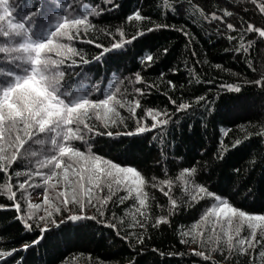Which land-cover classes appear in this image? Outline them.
<instances>
[{"label": "trees", "instance_id": "1", "mask_svg": "<svg viewBox=\"0 0 264 264\" xmlns=\"http://www.w3.org/2000/svg\"><path fill=\"white\" fill-rule=\"evenodd\" d=\"M10 2L18 6L19 0ZM81 2L93 4L101 3V0ZM114 2L119 4L117 9L105 11L92 20L97 31L90 32L88 36L97 43L110 47L114 42L113 37L99 31L101 28L115 33L117 27H123L125 40L128 41L137 27L140 31L145 26L150 27L147 21L125 20V16L134 9H139L142 15L151 17L156 23L170 26L145 32L124 47L105 54L100 63L92 62L76 69V72L88 74L91 83H103L104 87L109 88L115 85L117 98L141 100L142 108L137 110L138 115H143V109L147 107L168 109L172 114V121L168 125L139 137L97 136L91 141L92 152L121 165L135 167L146 181L142 185V191L147 194V215L150 219L146 226L143 248L135 243L130 246L127 241L116 236L115 229L108 227V220L113 212L122 216L126 223L133 222L132 217L136 215L133 205L139 206L134 193L118 207L114 202H109L104 218L97 216L96 220L60 223L64 217L56 215L54 219L57 223L51 224L44 233H40L35 225L33 231L24 230L18 221L13 220L14 209H0V250L20 247L22 243H30L33 239L39 240L38 244L15 255L17 264L21 257L22 264H206L202 258L187 254L189 248L197 246L191 242L181 244L178 228L183 230L192 226L207 207L215 205L216 201L209 197H202L197 201L190 199V188L186 187L184 178L180 175L183 167L196 166L197 172L190 179L205 185L233 206L252 214H264V90L259 86L242 83L243 79H255L259 73L264 72V41L249 33L245 35V41H253L249 51L240 54L232 51L243 34L241 18L244 22L255 20L257 25L264 24L258 7L260 0H185L184 7L179 11L171 10L177 0ZM221 9L233 13L225 20L236 24L235 30H227L219 21L203 19L206 13L213 11L218 16L222 15ZM229 35L236 39L228 41ZM115 39L119 40L118 33H115ZM74 46L83 49L88 59L99 51L94 45L81 41H75ZM245 46L248 45L245 43ZM165 48L168 49L167 53L163 52ZM146 54L154 57L149 65L141 63V57ZM246 59L251 60L257 72H252ZM215 65L221 67L216 68ZM173 68L176 69L175 72L171 71ZM161 73L164 74L163 77ZM192 73L198 79H194ZM232 73L239 75L233 76ZM135 74L141 75V82L135 81ZM67 79L66 76L65 80ZM168 80L173 81L175 88L167 86ZM144 82L158 85L159 90L152 88L146 96H138L134 89L143 88ZM226 83H239L241 91L229 92L222 89L221 86ZM165 91L177 102L181 99L192 102L195 96L201 95L206 100L199 105L193 103L191 110L176 113L175 106L163 94ZM206 108L211 110L206 111ZM119 111L127 128L123 124H117L107 130L114 133L132 130L135 121L129 118L125 109ZM92 123L101 128L100 122L94 117ZM146 123L150 124V119ZM241 128L244 129L243 132ZM235 139H241L242 145L227 147L223 152L225 158L218 159L216 154L221 151V146H230ZM71 146L85 149L78 141H73ZM33 150L38 152L37 158H42V146L33 145ZM33 167V162L22 159L13 171L27 173ZM233 169H238L239 172H233ZM153 177L157 179L154 181ZM24 178L26 175L20 177L21 180ZM15 180L13 175L11 182L15 183ZM163 180H169L170 185L162 184ZM6 181V177L0 176V185ZM35 182L39 187L26 186V196L21 190L14 189L22 206L25 199L30 202L28 194L34 189V192L44 195V185L39 179ZM58 190L59 186L49 188V194L54 197ZM165 191L178 205L170 216L168 212L171 205L169 196L164 195ZM99 194H107V187ZM125 194L121 190L117 195ZM115 199L113 197V201ZM42 200L43 197L37 202L42 203ZM7 203L10 201L0 189V204ZM76 210L73 208V211ZM36 212L44 214L42 208ZM87 215H97L96 210L88 208ZM157 216H168L169 222L152 228L150 225ZM133 231L138 232L139 229ZM169 252L185 254L168 255ZM214 258L218 264H224L218 254ZM246 262L247 258L241 257L238 264ZM8 264H13V260H9Z\"/></svg>", "mask_w": 264, "mask_h": 264}, {"label": "snow or ice", "instance_id": "2", "mask_svg": "<svg viewBox=\"0 0 264 264\" xmlns=\"http://www.w3.org/2000/svg\"><path fill=\"white\" fill-rule=\"evenodd\" d=\"M184 3L185 0H177L171 10L179 11ZM118 7L119 4L114 0H101V3L93 4L82 3L81 0H19L18 6L10 0H0V176L7 178L0 185V189L10 201L0 204V209H14L13 220L18 221L24 230L33 231L35 225L40 233H44L51 224L57 223L54 219L56 215L64 217L60 223L82 219L96 220L97 216L104 218L109 202H114L118 207L134 193V199L139 206L133 205L136 213L132 217L133 222L126 223L122 216L113 212L108 220V227L115 229L116 236L127 241L130 246L135 243L143 248L146 226L150 219L147 215V194L142 191V185L146 181L135 167L121 165L92 152L91 141L97 136L139 137L168 125L172 121V114L168 109L147 107L143 109V115H138L137 110L142 108L141 100L117 98L115 85L109 88L104 87L103 83H91L88 74L83 71L76 72V69L92 62L100 63L105 54L124 47L145 32L170 26L156 23L151 17L142 15L139 9H134L125 16V20L147 21L150 27L145 26L143 31L137 27L128 41L125 40L123 27L115 29L119 40L115 39L113 31L99 29L113 37L114 42L110 47L89 38L90 32L97 31L92 20L105 11ZM258 7L261 18L264 19V0H260ZM221 12L222 15L219 16L214 11L206 13L203 19L219 21L227 30H235L237 25L225 20L233 13L227 9H221ZM241 21L243 34L232 49L236 54L247 53L252 46L251 39L245 41L246 34H254L264 41V24L257 25L255 20L244 22L242 18ZM234 39L236 38L231 35L227 36L230 42ZM75 41L94 45L99 51L88 59L83 49L74 46ZM167 51V48L163 49L164 53ZM153 59L151 54H146L141 57V63L149 65ZM245 62L252 72H257L250 59ZM171 71L175 72L176 69ZM160 75L163 77L164 74ZM192 76L198 79L195 73ZM135 81H142L140 74H135ZM242 83L259 86L264 90V72L259 73L255 79L245 78ZM167 86L175 88L171 80L167 81ZM152 88L159 90L158 85L144 82L143 88L136 87L134 91L138 96L144 97ZM221 88L229 92L241 91L239 83H226ZM163 94L175 106L176 113L191 110L193 103L199 105L206 100L201 95L195 96L192 102L183 99L177 102L167 91ZM119 109H125L129 118L135 121L132 130L123 133L107 130L117 124H123L127 128ZM210 110L206 108V111ZM93 117L104 130L92 123ZM149 119L150 124L146 123ZM241 131L244 129L241 128ZM73 141L80 142L85 149L71 146ZM33 145L43 147L42 158H37L38 152L33 150ZM241 145V139H235L230 146L222 145L221 151L216 154L217 158H225L223 152L227 147ZM22 159L33 162L34 167L27 173L13 171ZM196 172V166L183 167L180 174L186 187L190 188V199L197 201L202 197H209L214 198L216 204L207 207L192 226L183 230L178 228L181 244L187 245L191 242L197 246L189 248L187 254L202 258L206 264H218L214 258L216 254L224 264H238L241 257L247 258L246 264H264V214L241 210L217 196L205 185L195 183L190 177ZM233 172L238 173L239 170L233 169ZM13 175L16 177L15 183L11 182ZM22 175H26V178L21 180ZM36 179L44 185L42 203H31L25 199L22 206L14 189L21 190L26 196V186L39 187ZM156 179L153 177L154 181ZM161 183L170 185L171 182L163 180ZM57 186L59 190L53 197L49 194V188L55 189ZM105 187L107 194L101 196L99 193ZM121 190L126 194L117 195ZM164 195L169 196V193L165 191ZM113 197L116 198L115 201ZM169 204L171 207L168 216L178 207L177 202L170 196ZM41 208L44 214L37 215L36 210ZM73 208L77 210L73 211ZM88 208L95 209L97 215L88 216ZM168 216L155 217L150 226L156 228L162 223H168ZM136 228L139 229L138 232L133 231ZM38 243L39 240L33 239L30 243H22L20 247L0 250V264H8L9 260L17 264L15 255ZM184 254L168 253L178 256ZM22 260L21 257L19 264H22Z\"/></svg>", "mask_w": 264, "mask_h": 264}, {"label": "rangeland", "instance_id": "3", "mask_svg": "<svg viewBox=\"0 0 264 264\" xmlns=\"http://www.w3.org/2000/svg\"><path fill=\"white\" fill-rule=\"evenodd\" d=\"M34 191H36V189L29 192L30 193L28 194L29 196L27 195L28 200L32 203H38L37 201H39L43 197V195L38 194L37 192H34ZM37 215H43V214H37Z\"/></svg>", "mask_w": 264, "mask_h": 264}]
</instances>
